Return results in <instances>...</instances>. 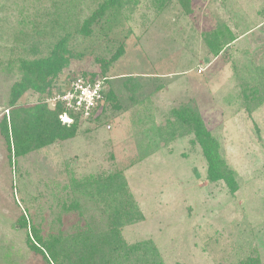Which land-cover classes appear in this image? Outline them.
Listing matches in <instances>:
<instances>
[{
    "label": "rangeland",
    "instance_id": "obj_1",
    "mask_svg": "<svg viewBox=\"0 0 264 264\" xmlns=\"http://www.w3.org/2000/svg\"><path fill=\"white\" fill-rule=\"evenodd\" d=\"M105 1L0 0V124L20 61L66 51L70 65L52 95L36 87L16 103L54 107L68 77L101 74L100 62L124 47L105 82L124 112L110 109L75 138L16 159L0 129V264H43L22 215L45 233L69 229L78 212L65 209L80 192L72 179L116 173L144 216L123 229L129 244L151 242L163 264H264V0H192L190 14L176 0L103 9ZM215 34L234 40L218 55ZM185 109L220 141L235 192L208 180L193 125L179 116ZM78 198L86 217L97 213Z\"/></svg>",
    "mask_w": 264,
    "mask_h": 264
},
{
    "label": "trees",
    "instance_id": "obj_2",
    "mask_svg": "<svg viewBox=\"0 0 264 264\" xmlns=\"http://www.w3.org/2000/svg\"><path fill=\"white\" fill-rule=\"evenodd\" d=\"M121 1L106 0L103 9L118 5ZM160 1L168 3L172 0ZM176 1L186 13L192 12V0ZM159 5L161 7V3ZM217 35L215 34V37ZM216 41L212 49L215 55L234 42V40L220 41L219 37ZM56 49L61 52L63 46L57 45ZM65 52L64 50L62 54L22 60L17 66L20 78L13 86L9 119L4 117L0 124L9 151L15 159L54 143L75 138L85 122L78 115L70 112L69 114L74 118L73 123L63 124L60 116L66 113V109L59 102L54 107L44 103L23 106L16 104L25 93L36 87H42L47 91V95H52L53 88L70 65L69 57L63 55ZM123 53L124 47L121 45L108 61L100 62L101 74L91 72L68 77L65 89L79 76L91 81L106 82L107 72ZM127 81L125 89L130 94L129 100L136 103V84L131 83L135 80ZM104 93L105 103L93 113L88 122L108 119L111 114L110 109L124 112L123 104L112 89L106 88V83ZM179 116L184 120L183 123L193 125L195 139L207 163L208 180L212 183L223 182L229 190L235 192L236 174L221 153L220 141L206 128L199 112L197 110L188 112L185 109ZM70 186L81 192L77 190L78 197L94 201L97 213L86 217L79 202L81 200L77 197L65 209L69 212H78V214L73 213L77 217L69 229L65 230L59 225L53 231L45 233L42 226L31 222L26 214H23L19 220L20 227L26 230L30 251L40 257L43 264H163L158 257L156 247L151 242L129 244L123 237V229L142 221L144 216L130 194L126 179L121 173L108 176L91 175L80 180L73 178ZM59 220L62 222L61 218L58 222Z\"/></svg>",
    "mask_w": 264,
    "mask_h": 264
},
{
    "label": "built area",
    "instance_id": "obj_3",
    "mask_svg": "<svg viewBox=\"0 0 264 264\" xmlns=\"http://www.w3.org/2000/svg\"><path fill=\"white\" fill-rule=\"evenodd\" d=\"M105 80L91 81L82 76L74 79L65 91L55 100L62 103L66 113L60 116L63 124H72L74 118L69 114L78 115L81 120H89L95 111L105 103ZM110 129V126H108Z\"/></svg>",
    "mask_w": 264,
    "mask_h": 264
}]
</instances>
